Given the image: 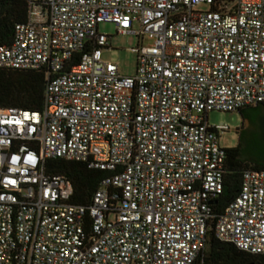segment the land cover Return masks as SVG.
Returning a JSON list of instances; mask_svg holds the SVG:
<instances>
[{
	"label": "built area",
	"instance_id": "2783aa9c",
	"mask_svg": "<svg viewBox=\"0 0 264 264\" xmlns=\"http://www.w3.org/2000/svg\"><path fill=\"white\" fill-rule=\"evenodd\" d=\"M24 1L0 69L43 71L44 98L0 108V264H212L210 229L264 256V169L216 212L229 128L207 122L264 104V0ZM100 23L139 38L134 76L102 60ZM55 158L107 173L88 205Z\"/></svg>",
	"mask_w": 264,
	"mask_h": 264
},
{
	"label": "trees",
	"instance_id": "16d2710c",
	"mask_svg": "<svg viewBox=\"0 0 264 264\" xmlns=\"http://www.w3.org/2000/svg\"><path fill=\"white\" fill-rule=\"evenodd\" d=\"M27 6L24 0H0V45L9 44L14 27L25 22ZM45 73L34 70L0 69V108L38 110L43 108ZM243 120L250 123L259 121L262 136L239 138L235 147L226 149V175L224 190L216 201L215 211L220 212L237 193L245 170L264 169V104L245 107L238 111ZM48 174L65 176L73 186L71 202L88 205L93 192L107 174L101 170H91L81 162L64 159H46ZM205 261L212 264H264V256L253 255L236 249L230 243L217 240L210 229L206 235L203 251Z\"/></svg>",
	"mask_w": 264,
	"mask_h": 264
},
{
	"label": "rangeland",
	"instance_id": "374dc122",
	"mask_svg": "<svg viewBox=\"0 0 264 264\" xmlns=\"http://www.w3.org/2000/svg\"><path fill=\"white\" fill-rule=\"evenodd\" d=\"M197 11H208L209 6L206 4L198 5ZM99 33L110 35V46L112 49H104L102 60L112 62L117 65L119 74L122 76H134L136 69V55L131 52V48L139 45L140 40L133 35H119L116 33L115 26L111 23H100L97 28ZM137 30V27H135ZM146 41H144V44ZM209 125H227L229 130L219 134V145L228 149L235 147L240 138V131L248 127V120H243L238 111L222 112L210 111L207 114Z\"/></svg>",
	"mask_w": 264,
	"mask_h": 264
},
{
	"label": "water",
	"instance_id": "95a60500",
	"mask_svg": "<svg viewBox=\"0 0 264 264\" xmlns=\"http://www.w3.org/2000/svg\"><path fill=\"white\" fill-rule=\"evenodd\" d=\"M249 122V121H248ZM262 129H261V124L259 121H256L254 123L248 124V127L244 131H240V137L242 136L243 138H248L249 140L252 136H262Z\"/></svg>",
	"mask_w": 264,
	"mask_h": 264
}]
</instances>
